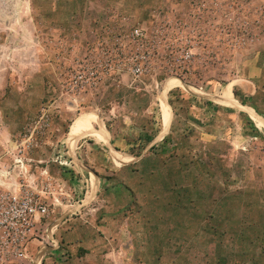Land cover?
Wrapping results in <instances>:
<instances>
[{"label":"rangeland","instance_id":"rangeland-1","mask_svg":"<svg viewBox=\"0 0 264 264\" xmlns=\"http://www.w3.org/2000/svg\"><path fill=\"white\" fill-rule=\"evenodd\" d=\"M253 57L264 67V0H0V207L47 208L11 244L22 256L0 238V264H41L81 211L128 224L87 236L99 264H264V135L218 97L242 92ZM90 121L129 169L76 139Z\"/></svg>","mask_w":264,"mask_h":264},{"label":"crops","instance_id":"crops-1","mask_svg":"<svg viewBox=\"0 0 264 264\" xmlns=\"http://www.w3.org/2000/svg\"><path fill=\"white\" fill-rule=\"evenodd\" d=\"M241 75L246 78L245 83L247 84L246 86H244L242 92L233 88L230 90V100H225L224 96L227 90L226 87L220 92V95L218 97L225 104H228L230 102L238 104L237 107L243 113L246 121H248L254 127V129L258 131L259 134L263 133L262 135H264V132H262L264 131V128H258L255 121L253 120V118H256L259 124H263L264 126V113L256 103L255 98V96L258 94L259 89L258 83H260V80L264 78V67L260 64L258 58H250L242 64ZM237 93H239L238 96L236 95ZM240 100L244 102L241 103ZM253 100H255V102ZM167 115L168 122L170 121L167 131H170L172 118L170 119L168 111ZM93 118L96 119V116L93 115ZM95 123L96 121H90L83 125L80 128L79 135L76 139L87 136L92 137L91 139L94 140V143L96 145L105 147L107 160L109 161L108 167L110 169H129L130 165L134 163L131 159H133V156L135 155L130 153V156L126 153V151L122 150V152L120 153L118 151L111 153L109 146L114 144V138L112 134L109 131H97L94 128ZM163 124V114L161 110L160 125L157 128L155 136H158L157 138L160 139L166 132ZM154 138L152 139V141L154 140ZM75 155H80V152H75ZM98 184H100V180H98ZM122 221L123 218L121 219L120 217L115 216L103 217L101 219L100 217L93 214L86 216L83 211L65 217L62 223L53 231V233H56V240H54L53 246H41L39 251H37V253L39 254L41 250H44L41 257V264H99V258H102L99 250L104 246H95L97 244L91 245L87 236L99 235L100 232L110 233L111 231L109 229L114 230V232H121L123 230V227V232H128V224H126V221L125 223H122ZM92 244H94L93 241ZM100 264H102V260H100ZM108 264L112 263L108 262Z\"/></svg>","mask_w":264,"mask_h":264},{"label":"built area","instance_id":"built-area-1","mask_svg":"<svg viewBox=\"0 0 264 264\" xmlns=\"http://www.w3.org/2000/svg\"><path fill=\"white\" fill-rule=\"evenodd\" d=\"M132 36L140 38L143 36L141 30L134 29ZM186 59L190 57V53L186 52ZM142 65L137 63L132 69L134 76L142 73ZM82 76L78 77L79 84L82 85ZM77 83V82H76ZM47 208L37 203L33 198L25 195L23 197L13 196L8 198L5 206L0 207V238L2 240V249L6 252H18L21 254V246H11V244L21 243L27 238L33 227V220L37 214H45Z\"/></svg>","mask_w":264,"mask_h":264},{"label":"trees","instance_id":"trees-1","mask_svg":"<svg viewBox=\"0 0 264 264\" xmlns=\"http://www.w3.org/2000/svg\"><path fill=\"white\" fill-rule=\"evenodd\" d=\"M241 101V103H243L244 101H242V100H240ZM152 139H153V137L152 136H144V141L146 142V143H150L151 141H152ZM163 141L165 142L166 141V137L163 139ZM151 150H154V147H151L150 148V151Z\"/></svg>","mask_w":264,"mask_h":264}]
</instances>
